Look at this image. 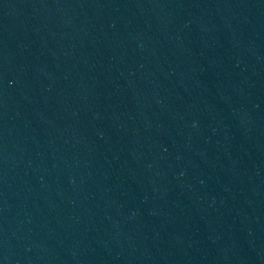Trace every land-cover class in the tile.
Here are the masks:
<instances>
[{
  "label": "water",
  "instance_id": "obj_1",
  "mask_svg": "<svg viewBox=\"0 0 264 264\" xmlns=\"http://www.w3.org/2000/svg\"><path fill=\"white\" fill-rule=\"evenodd\" d=\"M0 264H264V0H0Z\"/></svg>",
  "mask_w": 264,
  "mask_h": 264
}]
</instances>
